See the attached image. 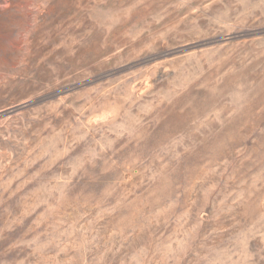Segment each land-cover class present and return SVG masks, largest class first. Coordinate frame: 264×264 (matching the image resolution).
Returning <instances> with one entry per match:
<instances>
[{"label": "rangeland", "instance_id": "rangeland-1", "mask_svg": "<svg viewBox=\"0 0 264 264\" xmlns=\"http://www.w3.org/2000/svg\"><path fill=\"white\" fill-rule=\"evenodd\" d=\"M0 264H264V0H0Z\"/></svg>", "mask_w": 264, "mask_h": 264}]
</instances>
